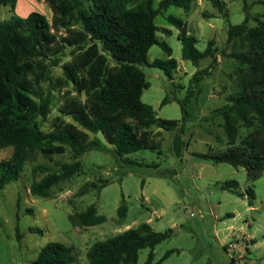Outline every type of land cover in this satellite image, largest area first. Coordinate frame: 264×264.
Wrapping results in <instances>:
<instances>
[{
  "label": "trees",
  "instance_id": "obj_1",
  "mask_svg": "<svg viewBox=\"0 0 264 264\" xmlns=\"http://www.w3.org/2000/svg\"><path fill=\"white\" fill-rule=\"evenodd\" d=\"M56 12L59 36L50 30L47 18L31 12L22 18L15 14L17 0H0V6L8 7L11 16L0 20V150L12 148L9 158L0 161V188L17 181L26 162L32 161L39 152L45 157L70 152L72 162L58 164V171L36 165L32 174H42L33 180L29 193L34 197L49 198L51 189L68 181L82 171L80 157L91 147H100L101 142L90 141L88 134L100 133L113 147L114 155L132 164L129 154L148 149L161 154L158 139L160 130H174L177 122L160 120L150 105L141 100L149 87L142 67L157 68L169 79L177 69L171 57L172 50L157 38L160 31H170L155 24L156 16L168 8L183 9L188 13L193 0H44ZM225 21V3L208 0ZM244 21L229 25L225 45L229 50L221 53L235 63L233 92L227 103L215 113H220L227 146L223 150H209L198 154L200 159L215 164L226 163L245 170L249 182L258 179L264 172V19L249 12L247 0H242ZM264 4V1H260ZM214 17V16H208ZM167 23L178 30L181 57L196 68L203 59H211V67L197 69L192 84L201 81L217 62L219 54L215 42H207L200 51L195 37L188 35L186 23L175 16L166 17ZM255 23L254 26L250 22ZM158 46L165 59L148 61V51ZM70 51V60L62 64V83L72 85L83 94L85 102H70L62 110L76 123L57 126L48 133L40 130L38 119L44 121L50 110L51 97L43 88L50 83L51 67L58 66L60 58ZM222 51V50H221ZM190 94V93H189ZM164 98L161 104H166ZM186 117L185 105H181ZM245 131L241 134V131ZM182 144L179 136L174 139L176 154L180 155ZM105 186V185H104ZM95 182L82 185L78 197L91 190L104 187ZM238 183L225 182L222 189L234 191ZM249 203L255 199L251 187L246 190ZM127 208H117V216L123 219ZM74 227H92L106 221L98 215L95 205L68 216ZM172 229L154 231L148 223L129 228L119 234L94 242L87 250L89 264H138L139 253L149 249L143 264H152L154 248L168 239ZM21 237L16 226V238ZM226 250V248L224 247ZM172 251L166 252L155 264H161ZM75 255L71 247L50 242L42 246L36 258L29 264H73ZM232 264L234 260H231Z\"/></svg>",
  "mask_w": 264,
  "mask_h": 264
},
{
  "label": "rangeland",
  "instance_id": "obj_2",
  "mask_svg": "<svg viewBox=\"0 0 264 264\" xmlns=\"http://www.w3.org/2000/svg\"><path fill=\"white\" fill-rule=\"evenodd\" d=\"M159 1L155 0V8ZM194 1L187 14L183 9L170 7L155 18L158 27L170 30L169 35H162L160 31L156 36L171 48V57L177 62L172 78L157 68L142 67L149 83L142 93V102L150 105L160 120L177 122L174 130L153 128V132L160 131V155L143 149L129 154L126 158L132 164L126 163L125 159L122 161L114 155L113 147L100 133H88L63 115L66 104L73 101L83 104L85 97L72 85L61 82V66L70 60L69 50L60 58L58 66L51 67L52 81L42 84L51 97L50 110L44 121L38 119L40 130L48 133L57 126L72 124L86 132L90 141L101 142L100 147H91L84 153L80 157L81 173L54 186L49 198L30 195V184L42 176L39 172L33 175L32 167L43 165L56 172L58 164L72 162L68 149L49 157L37 152L32 161L25 163L17 181L0 188V264H29L40 248L50 242L71 247L75 255L73 264H89L86 252L94 242L142 223H148L156 232L172 229L171 236L155 246L152 264L169 251L172 253L161 264H232V259L233 264H264V172L249 182L241 167L215 164L197 157L227 146L222 117L215 111L227 103V96L234 90L236 65L220 52L229 50L225 45L228 26L244 21L243 2L222 0L228 14L225 21L208 0ZM260 1L264 0H247V3L252 15L264 19V4ZM30 12L43 14L51 32L60 35L57 14L46 1L17 0V16L24 18ZM169 15L187 24L188 35L196 38L198 50L203 51L209 40H214L219 50L217 62L197 84L191 83L193 74L198 68L211 67V59L201 60L198 68L182 59L178 30L166 21ZM10 16L9 8L0 6V20ZM250 25L255 23L251 21ZM147 58L151 62L165 59L166 55L154 45ZM164 98L167 103L161 104ZM176 136L183 145L180 155L174 148ZM11 152V147L1 149L0 161L9 158ZM230 180L238 183L237 189H222ZM87 182L105 186L78 197L80 187ZM248 187L255 195L251 204L246 195ZM90 205H95L98 215L104 216L106 221L92 227H74L68 216ZM121 205L127 208L123 219L117 216ZM16 226L21 235L18 240ZM229 244L235 247L229 248ZM148 253L149 249L140 251L138 264L145 262Z\"/></svg>",
  "mask_w": 264,
  "mask_h": 264
},
{
  "label": "crops",
  "instance_id": "obj_3",
  "mask_svg": "<svg viewBox=\"0 0 264 264\" xmlns=\"http://www.w3.org/2000/svg\"><path fill=\"white\" fill-rule=\"evenodd\" d=\"M194 2H195V1L193 0V1H192V5H193ZM190 11H191V10H190ZM190 11H189V12H190ZM189 12H188V13H189ZM30 13H31V12H30ZM186 14H187V13H186ZM180 19H181V18H180ZM159 28H160V27H159ZM163 28H164V27H163ZM164 29L169 30L168 28H164ZM169 31H170V30H169ZM187 33H188V31H187ZM163 34H164V33H162V35H163ZM164 35H165V34H164ZM177 35H178V34H177ZM159 40H160V39H159ZM161 41H164V40L161 39ZM209 41H210V40H209ZM213 41H214V40H213ZM164 42H165V41H164ZM177 68H178V66H177Z\"/></svg>",
  "mask_w": 264,
  "mask_h": 264
},
{
  "label": "built area",
  "instance_id": "obj_4",
  "mask_svg": "<svg viewBox=\"0 0 264 264\" xmlns=\"http://www.w3.org/2000/svg\"><path fill=\"white\" fill-rule=\"evenodd\" d=\"M190 216H192V213L190 214ZM234 247H235V246H234ZM234 247H232V245L229 244V248H234Z\"/></svg>",
  "mask_w": 264,
  "mask_h": 264
},
{
  "label": "water",
  "instance_id": "obj_5",
  "mask_svg": "<svg viewBox=\"0 0 264 264\" xmlns=\"http://www.w3.org/2000/svg\"><path fill=\"white\" fill-rule=\"evenodd\" d=\"M250 243H252V242H250ZM246 244H248V243L246 242Z\"/></svg>",
  "mask_w": 264,
  "mask_h": 264
}]
</instances>
